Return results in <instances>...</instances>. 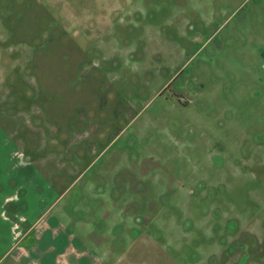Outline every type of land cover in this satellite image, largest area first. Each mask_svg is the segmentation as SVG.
Listing matches in <instances>:
<instances>
[{
  "label": "rangeland",
  "instance_id": "rangeland-1",
  "mask_svg": "<svg viewBox=\"0 0 264 264\" xmlns=\"http://www.w3.org/2000/svg\"><path fill=\"white\" fill-rule=\"evenodd\" d=\"M7 172L73 237L28 264H264V0H0Z\"/></svg>",
  "mask_w": 264,
  "mask_h": 264
},
{
  "label": "crops",
  "instance_id": "crops-1",
  "mask_svg": "<svg viewBox=\"0 0 264 264\" xmlns=\"http://www.w3.org/2000/svg\"><path fill=\"white\" fill-rule=\"evenodd\" d=\"M8 173L0 178V264L13 251L18 252L13 255V264H28L31 255L26 249L36 247L45 251L47 245H51V249L55 250L60 241L61 244L65 242L58 232L62 224L55 218V221H45V215L49 212V188L39 184L41 177L21 175L19 178ZM72 238L68 239V244L64 243L70 251L75 249ZM3 246L6 247L4 251ZM57 258H65V253H57Z\"/></svg>",
  "mask_w": 264,
  "mask_h": 264
},
{
  "label": "flooded vegetation",
  "instance_id": "flooded-vegetation-1",
  "mask_svg": "<svg viewBox=\"0 0 264 264\" xmlns=\"http://www.w3.org/2000/svg\"><path fill=\"white\" fill-rule=\"evenodd\" d=\"M239 258H240V257H239ZM260 258H261V260H262V258L264 259V254H262V257H260ZM238 260H239V259H237V261H236L234 264H236V263L238 262ZM248 260H249V259L247 258V260H246V262H245L244 264H248Z\"/></svg>",
  "mask_w": 264,
  "mask_h": 264
}]
</instances>
